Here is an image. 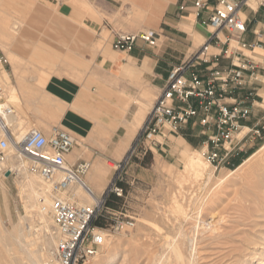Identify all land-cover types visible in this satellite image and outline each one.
<instances>
[{"label": "rangeland", "instance_id": "374dc122", "mask_svg": "<svg viewBox=\"0 0 264 264\" xmlns=\"http://www.w3.org/2000/svg\"><path fill=\"white\" fill-rule=\"evenodd\" d=\"M250 4L255 5L253 0ZM209 5L198 16L209 15L214 8ZM91 12L89 0H0V54L6 60L0 62V84L23 121L20 130L14 131L17 136L31 127L49 133L59 126L81 140L83 150H88L86 146L96 149L87 138L108 127L94 112L99 113L109 102L120 114L112 127L122 125L121 141L132 138L142 126L121 160L106 158L102 168L92 166L101 173L95 183H104L106 191L114 179L122 183L124 196L113 201L115 210L135 223L105 236L93 264H264V117L251 118V124L261 118L260 132L243 128L239 137L247 133L231 160L218 168L203 155L205 134L198 126L171 137L154 151H144V124L158 96L146 90L128 93L118 85L114 91L115 81L97 60L101 50H114L112 37L108 30L99 35L93 28ZM199 22L212 32L204 20ZM194 38L196 49L191 56L211 40L203 43ZM73 47H81L83 52L71 53L69 63L66 57ZM147 47L152 51L159 46ZM208 52L218 50L210 46ZM65 78L88 82L89 98L83 99L80 93L75 100L65 99ZM262 78L257 75L254 80ZM97 93L109 100L91 98ZM83 107H89V115H84ZM70 114H74L76 129L67 126ZM198 152L208 167L204 175L196 177L186 162ZM12 160L20 164L14 157L9 162ZM33 173L19 169L9 176L6 172L0 175V264H31L30 251H38L40 264H46V242L55 232V224L48 213L42 219L39 207L29 202L25 181ZM90 186L96 193L95 185ZM44 200L39 196L40 208ZM44 221L49 232L42 228ZM19 236L23 247L16 240ZM190 239H196L194 247ZM175 249L181 250L179 261Z\"/></svg>", "mask_w": 264, "mask_h": 264}, {"label": "built area", "instance_id": "2783aa9c", "mask_svg": "<svg viewBox=\"0 0 264 264\" xmlns=\"http://www.w3.org/2000/svg\"><path fill=\"white\" fill-rule=\"evenodd\" d=\"M250 1L217 0L206 20L207 26L212 28L211 40L185 63L172 68L165 87L148 114L142 138L144 151L164 146L185 127L195 125L203 128L207 136L202 147L207 161L216 168L229 162L233 150L247 133L239 137L246 128L241 122L251 115L254 105L246 98L233 96L232 92L247 84L246 72L254 77L259 68L256 59L245 52L255 45L243 39L248 29L244 8L251 7ZM256 1L264 6V0ZM206 5V0L195 2L198 14ZM211 41L227 44L225 54L232 59V67L221 70L217 65L205 78L194 68L211 55L208 52ZM139 42L158 47L160 34L153 29L114 32L113 46L119 51H131ZM214 55L218 57L220 54ZM0 62H6L1 54ZM15 112L13 103L0 84L1 171L16 172L5 166L11 157L27 162V169L39 175L48 198L44 209L53 219L57 237L53 258L59 264H93L100 254L102 234L107 236L112 230L122 231L135 224L131 217L127 219V214L106 205L110 193L124 196L123 187L114 179L106 192L96 194L85 181L93 162L88 159L74 162L70 158L78 145L76 137L70 131L54 126L49 133L31 127L18 138L7 121V116ZM77 186L83 188L84 194L76 192ZM87 196L92 197L90 202ZM99 218L106 222L105 226L95 224Z\"/></svg>", "mask_w": 264, "mask_h": 264}, {"label": "crops", "instance_id": "0c3cea01", "mask_svg": "<svg viewBox=\"0 0 264 264\" xmlns=\"http://www.w3.org/2000/svg\"><path fill=\"white\" fill-rule=\"evenodd\" d=\"M197 0H89L91 9V17L89 20L95 30L101 35L108 30L112 37V47L114 50L107 48L106 51L101 50L97 60L101 63V67L107 70L108 78L115 81L114 91H117L116 86H121L127 90L128 93H139L144 90L150 93H156L159 96L161 90L167 83L168 76L172 68L176 65L185 63L191 54L196 49L195 36L206 43L210 37L207 28L199 22V19L206 22L208 15L198 16V11L195 7ZM206 0L212 8L215 4ZM251 7H245L244 12L248 19V29L243 35V39L255 46L249 47L245 50L250 53L258 62L256 76L260 75L261 81L254 80L250 77V72H246L245 86L237 88L232 92L233 96L246 98L249 103L254 102L251 115L242 120V125L248 131H257V126L264 117V6L260 5L256 0ZM64 4V3H63ZM150 28L160 34L161 44L157 49L150 50L143 42H139L131 51H118L113 46L114 32L127 31L138 32ZM218 50L216 53L206 57L205 61L197 65L194 69L201 72L206 78L211 74V69L218 65L221 70H226L232 67V59L225 54L227 44L221 42L212 45ZM76 50V51H75ZM79 50V51H78ZM70 51V52H69ZM68 52L66 61L69 62L71 53L83 52L81 47H73ZM214 54H220L216 57ZM218 59V61H216ZM75 60V59H74ZM70 63V62H69ZM74 64V61H73ZM78 64L75 61V65ZM65 89L63 94L65 99L75 100L81 93L83 99L89 98V83L77 82L70 78L64 80ZM100 83H103L100 80ZM252 92V94H251ZM95 100H109L103 95L97 93L96 96L91 95ZM114 107L109 102L101 108L102 111L94 112L98 115L107 127H103L96 131V135L87 138L95 144L93 149L86 146L88 150H83L81 140H78V145L70 154V158L77 162L81 159H88L93 162L98 169L103 167L104 159L121 160L131 148L134 138L139 131L132 138H127L125 141L123 135L119 134L122 125L117 129L112 127V124L118 122L120 114L113 111ZM89 107H83L84 115H89ZM143 110V109H141ZM144 111L143 119L144 121ZM261 115V118L255 123L251 124V118ZM74 114H70L67 121V126L71 129H76L74 123ZM195 125L185 127L183 131H191ZM200 127V126H198ZM201 128V127H200ZM260 131V130H259ZM81 129H79V133ZM194 135V133H191ZM206 135L202 140H206ZM80 142V143H79ZM184 143V139H181ZM231 160V158L229 159ZM90 185H95L96 193H104L106 185L104 183L98 184L93 181V177H86Z\"/></svg>", "mask_w": 264, "mask_h": 264}, {"label": "bare ground", "instance_id": "6f19581e", "mask_svg": "<svg viewBox=\"0 0 264 264\" xmlns=\"http://www.w3.org/2000/svg\"><path fill=\"white\" fill-rule=\"evenodd\" d=\"M10 99V98H9ZM11 101V100H10ZM12 102V101H11ZM13 103V102H12ZM7 121H8V123L9 124H11V126H12V129L15 131V130H20V128L22 127V125H23V121H22V119H20V118H17V113L15 112V114H13V115H11V116H7ZM27 131V129H24L21 133H20V135L18 136V138H21L22 136H23V134L25 133ZM9 166V167H11L12 169H15V171H17V170H19L20 169V171L21 172H25L26 170L28 171V169H27V167H26V165H27V162L25 161V160H22V161H20V164L19 165H16L14 162H13V160L11 161V162H9L8 164H5V166ZM207 167H208V163L207 162H205V160H203L202 159V153H197L195 156H189V158H188V160H187V162H186V168L188 169V170H190L193 174H194V176L196 175V177L197 176H202V175H204V173H205V171L207 170ZM32 172H34L33 173V175L32 176H30V177H26L27 178V181H25L26 183H25V185L28 187V189H26L27 191H28V199H29V202H32V204H33V206H35V207H39V214H40V217L42 218V219H44V220H46V214H47V212L45 211V209H44V206H42L41 208H40V206H39V196L40 197H44L45 198V200H44V203L45 204H47L48 203V198L45 196V193H44V191H43V187H41V185L39 184V182H38V180H37V177H35V175L34 174H37L35 171H32ZM3 175L4 176V173L1 171V169H0V175ZM27 174V173H26ZM38 175V174H37ZM38 177H39V175H38ZM87 177H93V181L94 182H97L98 180H100L101 179V173H99V171H96L95 170V168L93 167L92 169H91V171L89 172V174L87 175ZM40 178V177H39ZM226 178V177H225ZM26 180V179H25ZM41 180V179H40ZM87 183H88V181L87 180H85ZM89 184V183H88ZM42 190V191H41ZM76 192L78 193V194H84V191H83V188L81 187V186H77L76 187ZM43 194V196H41ZM42 199V198H41ZM40 199V200H41ZM87 200H88V202H90L91 200H92V197H90V196H87ZM87 200H85V202L87 201ZM45 222V225H43V230L44 231H46V232H49L50 231V229H49V227H48V225H47V223H46V221H44ZM208 225L210 226L211 224L210 223H208ZM55 226V225H54ZM33 228V227H32ZM16 233V232H15ZM184 235V234H183ZM21 236H23V235H21ZM105 234H102V240L104 241L105 240ZM14 237V236H13ZM15 238V237H14ZM24 239H25V237H24ZM17 241L18 240H22V239H20V236H19V239H16ZM196 240V239H195ZM195 240L194 239H190V243H191V246L192 247H194L195 246ZM20 244H21V241H18ZM24 242V241H23ZM52 242H54V246H52ZM56 242H57V237H56V235H55V232L54 233H52L51 234V237H50V239L49 240H47V253H44V256H46L47 255V259H45L46 260V264H59L54 258H53V254H52V252H53V249H54V247H55V245H56ZM27 244V243H26ZM174 244V243H173ZM22 245V247L24 246L23 244H21ZM20 245V246H21ZM197 246V245H196ZM29 248V247H28ZM28 248H27V250H28ZM33 248V247H32ZM190 248V247H189ZM11 249V248H10ZM25 249V248H24ZM32 250V249H31ZM34 250H36V249H34ZM43 250V249H42ZM10 251V250H9ZM45 251V250H44ZM175 251V255H176V259L179 261V259H180V257L182 256V253H181V250L180 249H175L174 250ZM3 252V251H2ZM29 252V251H28ZM194 254V253H193ZM169 257V256H168ZM28 258H29V261H30V263L31 264H40V262H39V254H38V251H30L29 252V256H28ZM14 261L16 262V260L14 259ZM48 261V262H47ZM166 261H168V263L169 262H171V259H167ZM177 261V262H178ZM190 261V260H189ZM188 261V262H189ZM164 262H165V260H164ZM191 262V261H190ZM17 263V262H16ZM114 263V261H112L110 264H113ZM167 263V262H166ZM192 263V262H191ZM43 264H45V263H43ZM99 264H101V263H99ZM171 264V263H170Z\"/></svg>", "mask_w": 264, "mask_h": 264}, {"label": "trees", "instance_id": "16d2710c", "mask_svg": "<svg viewBox=\"0 0 264 264\" xmlns=\"http://www.w3.org/2000/svg\"><path fill=\"white\" fill-rule=\"evenodd\" d=\"M120 185H122V183L120 182L119 183ZM121 199V197H118L117 195H115L114 193H110L109 196L107 197V203L106 205L111 207V208H114L115 209V204H114V200H119ZM95 224L98 225V226H105L106 225V222L99 218L95 221Z\"/></svg>", "mask_w": 264, "mask_h": 264}, {"label": "water", "instance_id": "95a60500", "mask_svg": "<svg viewBox=\"0 0 264 264\" xmlns=\"http://www.w3.org/2000/svg\"><path fill=\"white\" fill-rule=\"evenodd\" d=\"M9 175H11V171H10V170H8V171L6 172V176H9Z\"/></svg>", "mask_w": 264, "mask_h": 264}]
</instances>
